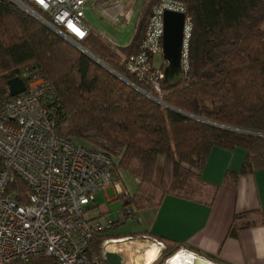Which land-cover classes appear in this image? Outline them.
Listing matches in <instances>:
<instances>
[{"label": "trees", "instance_id": "1", "mask_svg": "<svg viewBox=\"0 0 264 264\" xmlns=\"http://www.w3.org/2000/svg\"><path fill=\"white\" fill-rule=\"evenodd\" d=\"M162 1H144L132 41L119 46L125 56L94 31L83 42L110 69L19 5L0 0V113L11 97V79L19 76L29 84L43 78L41 104L56 132L110 155L116 178L120 169L133 173L143 201L139 205L137 197H130V204L137 203L139 209L157 205L167 195L209 198L211 190L202 173L215 146L245 148V170L264 168V136L260 135L264 134V0H171L183 6L190 36L183 79L178 84L162 79V92H157L131 74L126 61L142 51L149 17ZM163 63L156 67L152 62V67L163 70L166 60ZM160 158L163 190L159 201L152 203L159 188L154 180ZM237 175L230 172L225 180L236 183ZM28 191L27 184L15 177L6 195L25 203ZM132 211L125 212L127 219L133 217ZM118 225L114 220L112 228L95 235L88 249L90 258L105 264L103 243L125 237L111 232ZM180 249L164 245L151 264H165ZM184 249L200 254L192 247ZM11 264L57 261L37 255Z\"/></svg>", "mask_w": 264, "mask_h": 264}, {"label": "built area", "instance_id": "2", "mask_svg": "<svg viewBox=\"0 0 264 264\" xmlns=\"http://www.w3.org/2000/svg\"><path fill=\"white\" fill-rule=\"evenodd\" d=\"M10 1L45 17L49 26L79 46L93 31L85 13L90 0ZM134 6L135 2L124 14L127 22L133 19ZM112 7L120 10L111 17L121 22L123 0ZM166 10L184 12L182 5L171 0L155 6L142 51L126 61L127 70L157 92H162L164 71L152 67V58L163 53ZM190 29L186 20L183 68ZM44 82L43 78L30 81L26 91L5 101L0 113V264L27 262L37 255L54 257L57 264H102L90 258L88 249L95 235L112 228L114 220L94 212L96 194H106L111 186L118 194H123L124 189L116 181L110 155L56 132L41 104ZM15 177L29 187L25 203L6 195ZM14 192L19 194L17 188ZM108 240L104 242L107 246Z\"/></svg>", "mask_w": 264, "mask_h": 264}, {"label": "crops", "instance_id": "3", "mask_svg": "<svg viewBox=\"0 0 264 264\" xmlns=\"http://www.w3.org/2000/svg\"><path fill=\"white\" fill-rule=\"evenodd\" d=\"M247 158L245 148L215 146L202 173L212 200L210 197L189 200L167 195L157 205L142 207L141 210L147 209L140 219L144 226L129 236L142 235L150 244L147 243L138 258L133 257L132 252L127 253L129 249L133 251L125 246L128 242L123 243V250L115 248L123 253V264L128 259L151 264L159 258L164 245L166 248L178 245L180 250H184V246L192 247L200 255H206L205 258L212 256L219 264H264V168L245 170ZM230 172L238 174L236 183L225 180ZM130 197L125 198V204L131 202ZM97 207L98 214L107 216L110 213L107 204L96 203L94 212ZM130 238L108 240V243ZM187 254L194 259L192 253ZM194 260L208 263L203 259Z\"/></svg>", "mask_w": 264, "mask_h": 264}, {"label": "rangeland", "instance_id": "4", "mask_svg": "<svg viewBox=\"0 0 264 264\" xmlns=\"http://www.w3.org/2000/svg\"><path fill=\"white\" fill-rule=\"evenodd\" d=\"M117 1L119 0H90L89 3L85 5V13H86V22L92 27L93 31L99 34L100 36H102L103 38H105L108 42H110V44L114 48L115 47L117 48V52L123 56L124 53H122V51L119 49V46L128 45L132 41L135 35V30L137 28V25L139 24L142 4L144 3L145 0H123L124 11L120 15L121 22H116V20L111 17L112 16L111 13H115L120 10V9L116 10L115 8L112 7ZM134 2H135V6H134L135 12L133 19L131 20V22H127L124 18V14L134 4ZM105 8H108V10H106ZM75 46L81 49L79 45L75 44ZM81 46L84 48L83 44ZM129 58L130 57H127V59ZM164 60L165 59L163 53H159L155 55L153 63L156 67H161L164 64L163 63ZM162 173H163V158H160L154 180V182L158 184L159 188L156 189L157 194L152 199V203L153 202L156 203L160 199L159 193L161 190H163L162 189L163 184H161V181L163 179ZM116 181L119 182L122 188L124 189L125 195H119L116 189L114 188V186H111L106 190V194L105 192H101V191L98 192L96 194V201L98 205L107 204L110 209V213L107 214V217L119 221V225L114 229H112L111 232L115 235L120 234L122 236H129V234H131L132 232H137L142 230L144 224L140 222V219L141 216L147 211V209L141 210L137 208L135 203H131L127 205L125 204V198L128 195H130L132 198L137 197V202L141 203L143 201V190L140 188V183L137 177L129 171L120 169V174L117 176ZM164 182L167 183L168 180L165 179ZM146 193L148 195H151L152 191H147ZM209 197L210 200L213 199L212 194L209 195ZM130 208L133 210L132 213L134 215L133 217L127 219V217H125V212H128ZM95 213H99L98 207L95 209ZM124 238H130V236ZM142 238H143L142 235L134 234L133 238L126 240L128 244L125 243V246L127 247L130 246L131 249H133V251H131L130 249L127 250V253L132 252L131 254L133 255V257L138 258L141 252H143L144 249L147 247V245L150 244L147 241H144V239ZM108 246L103 243L102 245L103 255H104V250L105 249L108 250ZM184 252L190 253L191 251L184 249ZM198 255L201 258L208 260L207 258H205L207 257L206 255L203 256L200 254ZM103 262L105 264L107 263L104 258H103ZM133 262H134L133 259L132 260L128 259L126 264H131ZM140 262L141 260L138 262L137 261L134 262V264H141Z\"/></svg>", "mask_w": 264, "mask_h": 264}, {"label": "water", "instance_id": "5", "mask_svg": "<svg viewBox=\"0 0 264 264\" xmlns=\"http://www.w3.org/2000/svg\"><path fill=\"white\" fill-rule=\"evenodd\" d=\"M29 14L36 17L46 25L48 23L44 18L27 7H23ZM185 25H186V14L181 11L166 10L164 12V36H163V55L167 62L164 68V82L167 84L175 83L178 84L183 79L184 68H183V53H184V37H185ZM49 26V25H48ZM51 27V26H49ZM52 28V27H51ZM54 29V28H52ZM56 31V30H55ZM82 51L93 57L101 64L108 67L106 63L101 61L98 57L90 53L86 48L80 46ZM110 68V67H108ZM111 69V68H110ZM138 88L136 85H133ZM27 89L25 80L21 77H15L9 81V92L10 96H16ZM138 90L141 91L140 88ZM158 102L166 105L162 100L158 99ZM166 106H169L168 104ZM171 107V106H169ZM263 135L264 134H260ZM104 259L107 264H123L121 256L107 249L104 250Z\"/></svg>", "mask_w": 264, "mask_h": 264}, {"label": "bare ground", "instance_id": "6", "mask_svg": "<svg viewBox=\"0 0 264 264\" xmlns=\"http://www.w3.org/2000/svg\"><path fill=\"white\" fill-rule=\"evenodd\" d=\"M44 20H45V17H43ZM126 241H113L111 243H109V246H108V250L109 251H114L116 253H118L121 258H122V263H123V260H124V255L122 252L118 251L115 249V247L117 249H121L123 250L124 247H123V243H125ZM115 246V247H114ZM188 252H177L176 255H174L172 257V259L169 261V264H201L200 262H197L195 261L194 259L198 260V259H203V258H200V257H197L196 255H194V259L189 256L187 254ZM190 254V253H189ZM205 261H207L206 259H203ZM208 263H205V264H211L209 261H207Z\"/></svg>", "mask_w": 264, "mask_h": 264}, {"label": "clouds", "instance_id": "7", "mask_svg": "<svg viewBox=\"0 0 264 264\" xmlns=\"http://www.w3.org/2000/svg\"><path fill=\"white\" fill-rule=\"evenodd\" d=\"M161 251H162V250L160 249V254H161ZM190 253L194 254V252H192V251H191ZM175 254H176V253H175ZM195 255H197V257H200V256H199L198 254H196V253H195ZM159 256H160V255H159ZM200 258H201V257H200ZM207 261H209L211 264H216V263L211 262L209 259H208ZM217 264H219V263H217Z\"/></svg>", "mask_w": 264, "mask_h": 264}]
</instances>
